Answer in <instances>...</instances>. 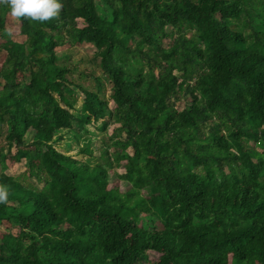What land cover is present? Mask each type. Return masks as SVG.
Segmentation results:
<instances>
[{"label": "trees", "instance_id": "1", "mask_svg": "<svg viewBox=\"0 0 264 264\" xmlns=\"http://www.w3.org/2000/svg\"><path fill=\"white\" fill-rule=\"evenodd\" d=\"M99 1L11 37L0 4V264H264V0ZM82 44L95 90L59 63Z\"/></svg>", "mask_w": 264, "mask_h": 264}, {"label": "rangeland", "instance_id": "2", "mask_svg": "<svg viewBox=\"0 0 264 264\" xmlns=\"http://www.w3.org/2000/svg\"><path fill=\"white\" fill-rule=\"evenodd\" d=\"M94 2L97 5L98 13L103 17L105 16L108 17V13L106 11L104 4L101 3L99 0H94ZM244 21H245V18L242 17L241 22H239L240 26L242 27V30H245L246 35H250L253 30V27L250 25H245ZM9 26H11V30L14 27L19 26L18 20L11 17L10 13L7 16V28ZM78 26L82 27V22L80 20H78ZM169 30L170 28H166L167 32H169ZM14 39L18 41L23 40L22 37L20 38L14 37ZM163 43L165 46H167L170 43V41L165 40ZM56 52H57V55L59 56L60 64L66 65L70 67L71 69L74 68L69 77L72 81L82 84L88 87L89 89L95 90V78L97 77V78L104 80V75L102 74V71L98 64L99 61L96 58V50L92 45L82 44L81 46H78V47H69L68 45H65L64 47L57 48ZM82 73L83 74L85 73L86 76L88 75L87 79H83L79 76ZM105 83H106L105 96H106V99L109 101L110 95L112 93L111 84L107 81ZM188 101H189V98L181 99L175 104L176 109L179 111L183 110L185 106L187 105ZM109 107L112 108V105L110 102H109ZM117 126L118 125H110L107 129V134L111 135L112 131L115 128H117ZM88 130H89V135L92 140L91 149L93 151V155L95 156V158H98L99 150L101 149V139L104 137V134L98 132L94 126H89ZM4 132H5V127L3 128V133ZM63 136H64L63 140L59 144H56V148L59 151L63 153L65 152L71 156L76 155L78 153V150L80 149V145L76 143L75 141H73L71 137H68L71 135L67 133V131H64ZM67 139L68 141H70L69 150L65 146V143H66L65 140ZM0 144L1 145L4 144L3 138H0ZM129 152L131 153L132 151L129 149ZM78 158H81L82 160L85 159L84 156H78ZM24 171H25V166L23 164L10 165L7 163V170L5 171V173L10 176L18 177V176H21ZM115 173L118 175H122L124 174V170L116 169ZM115 178L116 179H114L113 181L114 183L120 186L121 192H125L126 190L129 189V186L125 182L119 180L116 176ZM144 225L146 227H149L150 224L144 223ZM150 257L154 258L155 256L151 254Z\"/></svg>", "mask_w": 264, "mask_h": 264}, {"label": "clouds", "instance_id": "3", "mask_svg": "<svg viewBox=\"0 0 264 264\" xmlns=\"http://www.w3.org/2000/svg\"><path fill=\"white\" fill-rule=\"evenodd\" d=\"M0 4L10 9V16L17 20H31L45 23L59 17L63 5L60 0H0ZM6 35L12 36L11 26L6 30ZM8 190L0 186V203H6Z\"/></svg>", "mask_w": 264, "mask_h": 264}]
</instances>
